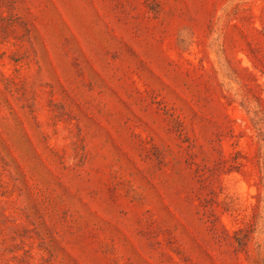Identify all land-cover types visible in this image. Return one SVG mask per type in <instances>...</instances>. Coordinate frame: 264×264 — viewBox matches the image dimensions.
Listing matches in <instances>:
<instances>
[{
	"label": "rangeland",
	"instance_id": "374dc122",
	"mask_svg": "<svg viewBox=\"0 0 264 264\" xmlns=\"http://www.w3.org/2000/svg\"><path fill=\"white\" fill-rule=\"evenodd\" d=\"M0 264H264V0H0Z\"/></svg>",
	"mask_w": 264,
	"mask_h": 264
}]
</instances>
